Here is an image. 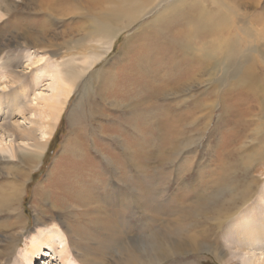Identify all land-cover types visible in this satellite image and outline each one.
<instances>
[{
	"label": "rangeland",
	"instance_id": "1",
	"mask_svg": "<svg viewBox=\"0 0 264 264\" xmlns=\"http://www.w3.org/2000/svg\"><path fill=\"white\" fill-rule=\"evenodd\" d=\"M262 8H256L255 14L250 16V19L254 17L257 29L264 18ZM99 9L96 8L94 13ZM87 10L88 5L83 0H0V64L6 58L11 60L13 68L26 75L27 82L21 86L9 84V77L3 74L0 66V91L19 86L21 98L26 95L25 100L31 102L36 97L51 94L56 84L53 60L76 54L81 63L79 52L86 53L89 45L95 46V39L88 35ZM137 25L121 32L111 51L75 84L44 153L34 167L26 157L25 149L29 147L16 141L24 147L17 149V143L5 135L7 147L0 149V195L3 197L11 185L19 183L22 190L14 203L0 207V264H12L18 252L25 249L30 234L39 233L41 229L42 232L53 229L55 236V247L48 248L51 256L47 258V264L59 262V250L64 245L71 249L70 260L74 257L75 264H125L129 258L137 262L135 257L138 260L146 257L153 236L180 244L173 256L154 264H222L211 249L223 256L225 264L264 261V242H257L251 249L249 246L233 247L229 236L232 230L225 224L227 215L236 210L246 189L253 201L256 200V206H260L258 217L264 218V111L260 110V101L249 99L237 87L226 91L235 93L224 102L226 109L248 103L252 110L244 122L248 127V139L239 147L236 158L226 156L235 148L233 135L238 126L234 123H243L240 120L242 114L239 112L235 117L229 115L220 119V107L212 98V106L206 107L207 112L213 108L212 113H215L210 124L204 125L208 118L205 119L203 113L204 120L193 122L184 129L180 138L189 143L188 149L173 162L159 164L158 157L154 156L149 166L146 165L149 168L141 170L143 176L141 171L138 173L123 168L126 164H118L125 150L128 157L135 160L140 152L134 149H140L148 139L144 120L150 121V117L144 116L146 105H141L143 108L139 107L135 112L125 113L128 110L125 105L131 100L110 96L108 86L115 79H109V71H106L112 65L110 70L121 74L113 67L118 64L120 53L131 46L132 43L127 45L125 42ZM21 31L30 33L34 43L19 47L26 41ZM208 75L205 73L200 88H208ZM85 82L90 88L89 94L80 99ZM114 99L122 105L115 107ZM159 100L158 105H172L169 99ZM191 104L187 102L186 105L191 107ZM248 104L244 105V110ZM185 108L181 105L178 110L184 111ZM75 109L82 116L78 121L72 115ZM2 117L0 115L1 121ZM6 119L11 125L22 121L18 114ZM157 119L155 115L151 121L155 123ZM201 131L204 133L200 136ZM162 132L159 134L163 138ZM144 136L145 141H142ZM154 137L157 139V134ZM162 138L160 140L164 142ZM150 152L157 155L159 150L153 146ZM25 171L27 174L22 177ZM112 192L116 196L111 195ZM135 193L138 196L133 203ZM17 206L26 219L27 229L21 232L13 252L6 251L5 239L15 230H11L9 224L16 222L14 208ZM36 215L50 220L47 225L36 226ZM228 230L231 231L227 233Z\"/></svg>",
	"mask_w": 264,
	"mask_h": 264
},
{
	"label": "bare ground",
	"instance_id": "2",
	"mask_svg": "<svg viewBox=\"0 0 264 264\" xmlns=\"http://www.w3.org/2000/svg\"><path fill=\"white\" fill-rule=\"evenodd\" d=\"M83 1L89 8L86 13L87 20L90 21L88 35L95 39V46L94 44L89 45L90 49L86 53L79 52L80 54L78 55L82 59L81 63L77 61L76 54L61 60H58V58L53 60L56 67V84L49 95H43L40 98L36 97L33 100L34 102H31L25 100L26 95L21 98L19 86H10L9 91H0V115L4 116L2 121L0 118V149L7 147L5 135L10 137L14 144L17 143L15 144L17 149H23L24 147L16 141L26 144L29 147L25 149L26 157L31 163L30 166L34 167L44 153L46 144L59 120L62 108L75 84L101 57L111 51L116 38L121 32L130 29L138 23L135 28L133 27L132 34L127 37L125 42L127 45L132 43L131 46L127 47L123 53H120V60L113 67L120 71L121 74L110 70V67H112L110 64L106 71H109L107 72L109 79H115V82L108 86L110 96L112 98L119 97L131 100L128 105H125L128 107L125 113L135 112L137 111L136 109L142 107L141 105H146L144 116L150 117V121H148L149 119L144 120L146 130H148L146 131L148 139L145 141L146 136L142 137V141H145L143 146L140 149H134L140 152L135 160L130 159L128 157L129 153L125 150V153L122 152V158L120 157L121 160L118 164L122 166L126 164L123 168L128 167L130 170H136L139 173V171L149 168L150 161L155 159L154 156L158 157L157 161L159 164L169 160L173 162L182 151L186 148L188 149L187 144L189 143H184L185 141L180 138L184 133V129L188 125H193V122L199 123L204 120L202 117L203 113L205 114V119L208 118L207 123L205 122L204 125L210 124V119L215 113H212L213 108L210 113L207 112L206 107L212 106L210 103L212 98L217 100L216 104L220 107V110H218L220 119H224L229 115L235 117L239 112L242 114L240 120L243 123H234V125L238 126V131L233 135L235 148L231 149L229 155L226 156L227 158H236L239 147L241 148L245 140L248 139V127L244 122L247 120V114H252V110L248 103H243L241 106L232 109H226L223 104L234 97L235 94L234 92L229 93L226 91L237 87L249 99L260 101V110L264 111V18L260 21L261 27L259 29L254 26V17L250 19V16L255 14L256 8L260 9L263 7L262 9L264 10V1ZM98 7L100 9L94 13ZM29 35L24 32L25 45L21 44L19 47H28V43H34V38L31 39ZM127 59H130L128 63L125 62ZM11 62V60L6 58L0 64L3 74L9 77V82H11L9 84L20 86L27 84L26 75L13 68ZM205 73L210 74V76L208 75V88L211 87L209 89L207 86L205 88L199 87L203 82ZM89 89L88 84L85 82L79 98L87 97ZM206 89H208V94H205ZM120 93L122 94L120 95ZM160 98L169 99L172 105L170 104L168 107L162 106V104L158 105L159 101H161L159 100ZM116 100L114 99L113 101L115 107L122 105ZM187 102L192 103L191 107L186 105ZM245 104L248 105L245 106L246 109L244 110ZM181 105H185L184 111L178 110ZM13 114L20 115L22 121L11 125L6 117ZM72 115L77 121L82 117L77 112V109L73 111ZM155 115H157L158 119L154 123L151 119ZM158 115H161L160 118ZM163 126L166 131L162 128ZM205 129L204 127L203 131ZM203 131H201L200 136L204 133ZM161 132L164 135L163 138L159 134ZM156 134L157 139L154 137ZM200 136L196 141L200 139ZM155 140L157 142H154ZM159 141L162 144L161 142L158 143ZM196 141H194L195 144ZM153 146H156L159 150L157 155H154V152H150V147ZM146 165H148V168ZM131 173L133 174V172ZM26 174L27 172L25 171L22 177L26 176ZM141 176H143V173ZM117 179L119 180V178ZM128 181L130 180L128 179ZM119 183L117 184L119 185ZM20 184L17 185L18 187L11 185L9 191L3 197L0 195V207H8L21 196L22 189H20ZM138 188L140 189L141 187L138 186ZM249 193L248 189L243 191L241 203L236 206V210L232 211L233 213L227 215L225 220V224L230 225L229 227L232 230V232L228 230L227 233L230 232L229 236L234 244L233 247L249 246L251 249L254 248L257 242H264V218L258 217L260 206H256V200L253 201ZM111 195L116 196L113 192ZM134 196V198L131 197L133 200H130L133 203L136 201L138 194L135 193ZM131 202H129V206H131ZM118 203L120 202L118 201ZM14 211L17 216L16 222L9 224V227L15 230L12 234L9 233V236H6L7 238L5 239L6 251L10 249L12 252L21 236V232L27 229L26 219L18 211V206L14 208ZM49 220V217L40 218L36 215L34 225L44 226L47 225L46 223ZM42 231L41 229L39 233L30 234L25 249L18 252L19 255L15 256L12 264L46 263L47 258L51 256L48 248L55 247V236L52 233L53 229H48L46 232ZM227 239L229 238L227 237ZM150 241L151 245L144 259L138 260L135 257L137 262H134V258H129L125 264H154L162 262L173 256L177 246H180L174 240L167 242L154 236ZM211 252L214 253V257L219 262L225 264L220 253L212 249ZM59 254L60 260L54 264H75L76 259L74 257V260L72 258L70 260L72 251L67 245L60 247ZM247 264H264V261L257 263L256 260H249Z\"/></svg>",
	"mask_w": 264,
	"mask_h": 264
}]
</instances>
